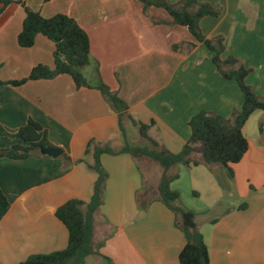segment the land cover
Returning <instances> with one entry per match:
<instances>
[{
    "label": "crops",
    "instance_id": "1",
    "mask_svg": "<svg viewBox=\"0 0 264 264\" xmlns=\"http://www.w3.org/2000/svg\"><path fill=\"white\" fill-rule=\"evenodd\" d=\"M14 1L44 18L68 15L87 32L91 62L83 74L92 88L77 89L69 75L0 86V149L21 144L19 130L32 118L48 130L53 146L73 162L84 161L66 167L63 155L0 160V188L9 201L0 206V264H20L67 248L68 229L56 211L71 200L88 204L92 199L98 175L88 168L95 163L85 153L90 141L116 152L126 145H147H137L139 127L130 120L123 121L122 133L118 114L95 89L99 81L128 105L136 122L150 126L149 137L170 153H179L188 142L189 122L199 112L230 119L244 104L237 82L217 71L214 54L207 48L202 53L206 46L162 9L150 8L146 16L138 0ZM200 2L215 5L213 0ZM222 3L221 20L202 19L203 34L224 38L223 59L233 56L251 70L246 81L264 100V0ZM25 18L24 7L15 3L0 15V81L23 80L38 65L54 68L55 45L47 37L38 35L32 48L19 46ZM259 120L264 122L262 111L244 125L249 149L233 165V178L218 168L186 167L197 199L208 191L203 206L181 207L196 214L210 264H264V123L259 136L248 137ZM100 160L108 176L95 216L93 245L100 255L89 256L85 264H180L186 239L174 213L160 201L145 210L137 203L149 182L155 197V173L143 162L145 171L130 154H104ZM179 172L171 184L181 179ZM243 204L246 208L240 209Z\"/></svg>",
    "mask_w": 264,
    "mask_h": 264
},
{
    "label": "trees",
    "instance_id": "2",
    "mask_svg": "<svg viewBox=\"0 0 264 264\" xmlns=\"http://www.w3.org/2000/svg\"><path fill=\"white\" fill-rule=\"evenodd\" d=\"M49 1V0H46ZM145 9L150 7L162 8L173 18L174 24L186 27L192 36L204 44L213 54L212 59L217 71L226 80L236 81L244 94V104L241 111L233 113L231 119H226L214 112L201 111L189 122L191 137L179 153H170L157 141L148 135L149 125L138 123L129 113L128 105L102 81L95 87L119 116L122 133L125 134L123 121L130 120L139 127L140 138L146 146L126 145L119 151L112 150L107 145L90 141L86 155L92 154L95 163L88 168L98 175L93 186L92 199L86 204L80 200H71L58 208L56 217L66 226L69 233L68 246L63 251L47 255H34L20 264H85L92 255H100L94 248L95 216L103 204L104 189L107 181L101 164V156L130 154L136 159L148 158L163 168V176L153 199L151 189L146 185L137 195L140 209H147L153 201H160L175 215V225L182 231L186 245L179 255L180 264H210L209 249L204 236L198 228L196 214L177 206L180 194L172 191L170 185L180 175L177 166L187 167L205 165H222L228 170L230 178L234 177L233 165L240 163L249 149V142L243 134V128L248 119L257 111L264 113V100L247 83L246 79L251 70L240 64L233 56L223 59L226 47L223 37L207 38L200 27L202 19L219 17L220 12L208 3L200 0H182L179 5L171 4L168 0H138ZM22 5L26 18L18 36V44L22 48H32L38 35H43L55 45L54 68L44 65L34 67L30 75L20 81L3 82L0 86L10 85L20 87L28 82L51 80L60 75H69L77 89L92 88L83 74V69L90 65V38L78 22L65 14H57L44 18L39 12L28 8L22 1L0 0L2 5L0 15L12 4ZM22 143L9 148L0 149V160H26L31 157H47L41 154V149L53 147L49 140V132L40 123L29 118L26 125L19 130ZM200 154L199 160H194V154ZM62 158L66 167L83 160L73 162L66 154ZM173 169L174 170L173 172ZM9 201L0 188V206L7 207ZM245 209L246 204L239 207Z\"/></svg>",
    "mask_w": 264,
    "mask_h": 264
},
{
    "label": "rangeland",
    "instance_id": "3",
    "mask_svg": "<svg viewBox=\"0 0 264 264\" xmlns=\"http://www.w3.org/2000/svg\"><path fill=\"white\" fill-rule=\"evenodd\" d=\"M171 1V4L172 3H175V4H179V3H181V1L182 0H174L173 2H172V0H170ZM180 1V2H179ZM202 1V0H201ZM214 1V6H212L213 8H215L216 10H218L219 12H220V16H221V14H222V12L223 11H221V7L220 6H222L223 5V3L222 2H224V0H213ZM217 1V2H216ZM141 3V2H140ZM217 8H216V7ZM150 8H156V7H150ZM150 8H147L146 9V16H148V15H150L149 13H147L148 11L147 10H149ZM157 9H162V8H157ZM160 12H165V13H167L168 14V12L166 11V10H164V9H162V10H160ZM219 16V17H220ZM219 17H210V18H212L211 20H212V22H218L219 20H221V18H219ZM222 17H224V15L222 16ZM173 19V18H172ZM156 25H157V23L155 22V21H153ZM181 28V27H180ZM186 28V27H185ZM182 29H184V28H182ZM188 29V28H187ZM185 30V32L188 34V31H186V29H184ZM202 30V29H201ZM202 32H203V30H202ZM192 37V36H191ZM193 38V37H192ZM195 39V38H194ZM196 40V39H195ZM196 42H197V44H199V42L196 40ZM224 44H225V42H224ZM179 46H181V45H179ZM203 47V51H202V53H204L205 52V50H207L208 48L207 47H204V46H202ZM226 47V46H225ZM207 48V49H206ZM209 50V49H208ZM225 52H226V50H225ZM84 74L86 75V73L84 72ZM262 99V98H261ZM232 116H233V114H232ZM232 116L230 117V119L232 118ZM127 120V119H126ZM262 123H264V122H261V120H259V121H255V125H253V128H251L250 130H249V134L248 135H250V136H248V137H252V135H256V136H259L260 135V133H261V131H262V129H263V124ZM123 128H124V125H123ZM255 137V136H254ZM139 140L141 141V143H139V144H137V145H144L145 144V141H143L141 138H139ZM200 157H201V155L200 154H198V153H196V154H194L193 155V159L194 160H199L200 159ZM138 161L140 162V166L142 167V168H144V164H143V162H145L146 164H147V166H149V168H150V170H151V172H154L155 173V175H153V173H152V175L155 177V185H153V189H155V191L158 189V186H159V181H156V178L158 177V176H161V174H163V168L161 167V166H159L156 162H154V161H151L150 159H148V158H140V159H138ZM202 165V167H201V169H199V170H203V171H205V170H210V169H212V172H216V168H218V170H223V174H224V176H229V174H228V170L226 169V168H224L222 165H205V164H201ZM187 166H185V165H183V164H180V165H178L177 166V171L179 172V171H181V179L180 180H178V181H176V183H173V184H171V186H170V188H171V190L172 191H176V190H178L179 192H180V198H179V200H178V202H177V206H179V207H181V205H182V207H186V208H188V209H194V203H199V205L200 206H203L204 205V203H203V201H205V198L208 196V191H202V198H200V199H197V196H196V193L194 192V189H193V186H192V184H191V175H190V172L191 171H185V170H188L187 168H186ZM188 168H190V169H193L194 167L193 166H191V167H188ZM210 168V169H209ZM145 169V168H144ZM174 170H176V169H173V172H174ZM145 171H146V169H145ZM198 172V171H197ZM180 173V172H179ZM202 177V175L201 174H198L196 177ZM148 179H149V181H151L150 180V177L148 176L147 177ZM217 178V177H216ZM161 181V180H160ZM149 185H151V183L149 182L148 183ZM149 185H147V186H149ZM201 189V188H200ZM154 197V195L153 194H151L150 195V198L152 199ZM184 205V206H183ZM218 212V211H217ZM175 216V215H174Z\"/></svg>",
    "mask_w": 264,
    "mask_h": 264
},
{
    "label": "water",
    "instance_id": "4",
    "mask_svg": "<svg viewBox=\"0 0 264 264\" xmlns=\"http://www.w3.org/2000/svg\"><path fill=\"white\" fill-rule=\"evenodd\" d=\"M40 151L42 155L48 156L54 159H57L64 154V150L58 146L45 147V148H42Z\"/></svg>",
    "mask_w": 264,
    "mask_h": 264
}]
</instances>
